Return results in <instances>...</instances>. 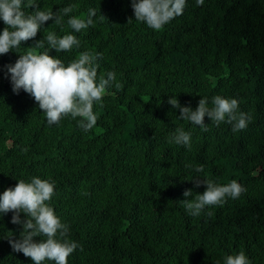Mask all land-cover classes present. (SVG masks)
Here are the masks:
<instances>
[{
    "label": "trees",
    "instance_id": "trees-1",
    "mask_svg": "<svg viewBox=\"0 0 264 264\" xmlns=\"http://www.w3.org/2000/svg\"><path fill=\"white\" fill-rule=\"evenodd\" d=\"M37 3L53 11L73 5L83 18L93 10V24L72 33L81 47L49 54L67 64L84 51L102 53L98 75L115 72L121 87L94 106L98 120L89 132L70 116L48 126L34 98L14 94L5 77L4 66L33 40L0 55V193L33 176L55 182L51 206L80 245L68 264H223L241 251L264 264V0H188L159 31L135 19L131 0ZM44 27L35 40L72 32L52 21ZM216 95L236 98L251 115L245 129L234 133L206 116L204 132L167 103L176 96L195 110L202 97ZM178 127L191 132L190 150L168 142ZM197 175L221 185L235 179L247 191L193 217L180 201L186 189L193 197L205 190L192 181ZM11 215L0 219V264H32L5 239L22 231Z\"/></svg>",
    "mask_w": 264,
    "mask_h": 264
},
{
    "label": "clouds",
    "instance_id": "clouds-1",
    "mask_svg": "<svg viewBox=\"0 0 264 264\" xmlns=\"http://www.w3.org/2000/svg\"><path fill=\"white\" fill-rule=\"evenodd\" d=\"M205 0H195L197 6ZM188 5V0H131L136 20L147 27L159 31L176 17L181 16ZM31 7V12L25 8ZM74 6L68 5L56 11L42 9L37 0H0V21L5 27L0 30V55L18 53L22 44L33 40V46L23 47L26 51L19 54L14 64L5 65V77L10 80L14 94L21 90L34 98L42 110L48 126L58 125L64 117L78 120V126L85 133L92 130L98 117L94 106H102L106 92L121 87L116 73L108 71L98 75L99 61L102 53L82 52L77 59L65 64L62 59L49 54L71 52L81 47V41L72 33H80L93 24L94 11L89 10L88 17L72 14ZM67 18V19H65ZM60 26L64 31L65 24L72 32L58 35L55 31L47 32L43 39L35 40L38 31L45 29L46 22ZM47 45V47H45ZM44 49V51H37ZM167 103L172 110H179L178 119L208 131L205 123L207 116L211 124L231 125L232 131L245 129L252 117L240 110L236 98H225L220 95L202 97L193 110L190 106L180 104L176 96H169ZM169 143L191 148V132L178 127L169 135ZM197 174L202 173L203 165H186ZM192 181L196 187L205 185L203 193L186 189L182 203L187 215L198 217L211 206H222L228 199H239L247 189L235 179L227 184H218L199 175ZM55 182L33 176L30 181L17 180L14 187L6 188L0 193V219L9 212L11 223L19 225L22 231L19 237H7L13 252L23 253L31 259L32 264H68V257L80 245L69 238V226L63 223L55 213L50 201L55 195ZM21 213L24 218H21ZM36 238H39L38 240ZM223 264H251L243 251L227 255Z\"/></svg>",
    "mask_w": 264,
    "mask_h": 264
}]
</instances>
